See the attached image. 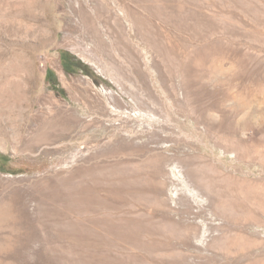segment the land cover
Listing matches in <instances>:
<instances>
[{
  "label": "rangeland",
  "instance_id": "1",
  "mask_svg": "<svg viewBox=\"0 0 264 264\" xmlns=\"http://www.w3.org/2000/svg\"><path fill=\"white\" fill-rule=\"evenodd\" d=\"M0 155V264H264V0H0Z\"/></svg>",
  "mask_w": 264,
  "mask_h": 264
},
{
  "label": "trees",
  "instance_id": "2",
  "mask_svg": "<svg viewBox=\"0 0 264 264\" xmlns=\"http://www.w3.org/2000/svg\"><path fill=\"white\" fill-rule=\"evenodd\" d=\"M77 62H78V61H77ZM77 62H76V63H77ZM64 65H66V68H65L66 70L69 69V64H68V66H67V63L64 62ZM47 74H48V77H47V78H48V79H49V78L51 79V78H52V75H53V72H51L50 70H48V71H47ZM51 74H52V75H51ZM0 157L3 158V156H1V155H0Z\"/></svg>",
  "mask_w": 264,
  "mask_h": 264
},
{
  "label": "flooded vegetation",
  "instance_id": "3",
  "mask_svg": "<svg viewBox=\"0 0 264 264\" xmlns=\"http://www.w3.org/2000/svg\"><path fill=\"white\" fill-rule=\"evenodd\" d=\"M64 62H65V60H64ZM64 62H63V67L66 68V65H64ZM67 70H69V69H67ZM46 76L48 77V74L47 73H46Z\"/></svg>",
  "mask_w": 264,
  "mask_h": 264
}]
</instances>
